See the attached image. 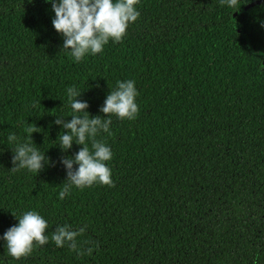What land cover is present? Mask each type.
Wrapping results in <instances>:
<instances>
[{
  "label": "trees",
  "instance_id": "obj_1",
  "mask_svg": "<svg viewBox=\"0 0 264 264\" xmlns=\"http://www.w3.org/2000/svg\"><path fill=\"white\" fill-rule=\"evenodd\" d=\"M254 1L137 0L121 41L77 62L45 0H0V236L11 213L33 210L49 237L19 259L0 240L3 264H264V57L253 52L264 54V3L233 17ZM117 80L134 82L138 111L96 137L111 149L112 185L58 199L60 160L80 147L57 146L65 90L103 119ZM9 132L50 163L10 171ZM65 224L84 229L79 252L51 240Z\"/></svg>",
  "mask_w": 264,
  "mask_h": 264
},
{
  "label": "clouds",
  "instance_id": "obj_2",
  "mask_svg": "<svg viewBox=\"0 0 264 264\" xmlns=\"http://www.w3.org/2000/svg\"><path fill=\"white\" fill-rule=\"evenodd\" d=\"M219 2L228 8H236L240 0ZM45 3L51 7L53 13L51 24L62 38V49L67 50L77 62L88 54L100 53L109 40L113 43L120 42L129 24L135 22L139 16L137 0H45ZM261 26L264 27V23ZM65 93L71 115L70 119L66 120L56 116L53 121V124L60 125L66 130L59 133L57 146L61 152H68L73 144L80 147L74 155L60 160L67 177L58 193V199L61 200L72 187L83 189L94 183L112 185L111 170L106 164L111 160L112 152L107 144L96 137L100 133L111 135L109 127L111 116L133 120L138 111L135 102L137 90L132 80L116 81L115 88L106 95L99 109L104 114L103 119L87 112L88 102L79 99L82 92L74 87H68ZM27 131L34 133L31 128ZM6 140L12 145L10 149L13 166L10 171L24 169L39 173L43 169L47 160L46 155L39 151L32 140L28 142L26 138L21 142L12 132L7 134ZM47 163H50L49 160ZM11 214L17 223L0 236L7 256L19 259L32 250L34 243L44 245L48 242L49 237L45 234L47 221L40 214L33 210L24 211L19 217ZM83 231V228L75 231L65 224L56 228L51 234V240L57 247L67 245L69 249L79 252L76 237ZM87 251L90 252L91 249ZM0 264H3L2 260Z\"/></svg>",
  "mask_w": 264,
  "mask_h": 264
},
{
  "label": "water",
  "instance_id": "obj_3",
  "mask_svg": "<svg viewBox=\"0 0 264 264\" xmlns=\"http://www.w3.org/2000/svg\"><path fill=\"white\" fill-rule=\"evenodd\" d=\"M262 3H264V0H257V1H254V2H252V3L248 4V5H246L244 8H242V9L236 11V12L234 13V16H233V17H234V22L236 23V19H235V18L237 17V15H239V14L245 12L246 10H248V9L251 8V7H254L255 5H260V4H262ZM253 52H254L255 54H257V55H260V56L264 57V54H263L262 52H260V51H254V50H253Z\"/></svg>",
  "mask_w": 264,
  "mask_h": 264
}]
</instances>
